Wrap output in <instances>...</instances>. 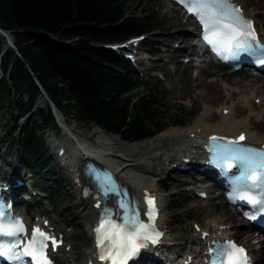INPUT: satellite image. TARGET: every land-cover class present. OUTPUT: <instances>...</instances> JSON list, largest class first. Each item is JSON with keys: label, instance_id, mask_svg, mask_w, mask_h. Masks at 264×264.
Returning a JSON list of instances; mask_svg holds the SVG:
<instances>
[{"label": "bare ground", "instance_id": "obj_1", "mask_svg": "<svg viewBox=\"0 0 264 264\" xmlns=\"http://www.w3.org/2000/svg\"><path fill=\"white\" fill-rule=\"evenodd\" d=\"M234 1L242 7L246 16L255 21L256 30L263 38L264 10L260 7L264 6V0ZM158 2L166 22L163 31L167 35L164 39L163 49L160 51L161 44L158 41L147 40L148 42L140 45H144V49L154 52V59L148 60L145 56H140L133 58L130 62L131 65L133 67H137V64L143 65L144 68L141 71L143 74H148L150 70L157 68L164 72L165 80L170 81L172 77L175 80L174 87L177 97L189 99L191 105L197 106L202 101V103H210L216 106L214 108L209 105L200 107V112L192 125L182 127L173 125L165 128L158 135L142 141L125 143L116 137L97 131L96 142L93 143V146L86 143L84 138H79L75 133L76 146L64 142L62 146L58 147L53 143L54 153L61 161L62 166L71 169L75 175L74 185L77 189L81 209L74 214V217H82L84 220V223H79L78 227L84 225L85 228L88 227L86 231L91 233V226H94V220L98 216V208L94 206L98 198L89 183V179L83 175L85 158L82 156L90 155L93 161H95L93 157L107 161L106 164L118 172V179L125 183L137 198L142 199L146 194L160 195L156 185L165 184L152 177V171L146 168L141 159L129 157L131 153L138 152L141 147L150 145L151 148L160 149L158 154H153L152 160L163 158L164 161L168 162L164 172L167 176L175 170L176 165H189L185 171L189 178L182 179L181 182L191 183L192 186H188L189 189L201 187L199 191L205 192V197L213 201L210 204L213 220L207 224L201 223L200 231L191 233L184 242L185 245H181L180 249L177 248L178 241L176 238H172L173 228L168 229L169 226L161 220L162 226L166 229L164 232L166 237H163L165 242L161 247L163 251H160V247H155V250L158 251V257L150 259L152 264H158L160 261L167 264H177L179 261L188 260V257L200 259L201 254H196L195 251L197 249L201 251L200 246L210 242L212 234L221 237H238L241 240L239 243L249 247L254 264H264V236L251 234L240 236L239 227L248 228L249 222L237 218L236 213L228 209L223 200L216 199L220 195L214 191L215 189L211 185L206 183L207 181L194 179V176L196 178V175L198 177L200 175L196 174L197 157L192 155L194 151L199 150L201 139L208 134L236 140V137L243 133L244 142L264 147V78L252 76L245 70H227L226 66L210 61L199 66L196 73H193L194 58L187 61L181 60L185 56L193 54L195 49L190 41L189 31L186 30L193 24V20L190 17L184 18L183 14L173 6H169L166 0H159ZM155 38L159 39L157 36ZM175 40L179 42L177 46H170V43H173L171 41ZM138 48L134 47L131 51L137 52ZM165 56H168L170 61H175L170 72L167 64L160 63V60L164 59ZM172 95H175V90H172ZM42 97L46 99L45 96ZM255 99H258V103H255ZM213 118H217V120L210 122ZM61 120L67 122V116L62 115ZM52 141L49 140V142ZM0 158V171L6 173L5 182L9 185L7 196L9 198L12 196L20 197L19 192L27 189L26 185L30 186L27 174L19 170V165L6 159L5 154H0ZM16 179L22 180L23 185L13 184ZM30 193L25 194V196L29 195V199L32 200L33 198L36 202H40L41 194L39 192ZM23 201L28 202L27 199ZM44 220L35 221L44 225ZM44 227L53 234H62L64 240L63 245L55 254L56 264H87L89 260L94 258L90 235H87L89 237L84 242V247L75 252L73 250L76 247L75 243H65L69 239V235L66 234V227L56 218L49 217L48 223Z\"/></svg>", "mask_w": 264, "mask_h": 264}, {"label": "trees", "instance_id": "obj_2", "mask_svg": "<svg viewBox=\"0 0 264 264\" xmlns=\"http://www.w3.org/2000/svg\"><path fill=\"white\" fill-rule=\"evenodd\" d=\"M126 11V0H0V27L11 32L17 49H4L0 35V101L16 111L8 133L22 161L37 171L48 169L61 186L65 180L50 165L43 136L58 126L48 103L35 107L41 88L61 113L73 110L79 121L127 142L166 126L155 119L161 106L155 86L133 96L131 90L143 83L104 47L156 28L154 17ZM27 115V122H17Z\"/></svg>", "mask_w": 264, "mask_h": 264}, {"label": "rangeland", "instance_id": "obj_3", "mask_svg": "<svg viewBox=\"0 0 264 264\" xmlns=\"http://www.w3.org/2000/svg\"><path fill=\"white\" fill-rule=\"evenodd\" d=\"M158 1L159 0H126L127 11L125 15L131 14L136 18H143V16L154 17L157 20V25L154 30L149 32H143L142 34L144 35V37L142 39H133L125 44H134L138 41H140V43H146L147 40L155 42L156 40L158 41V43L161 44V47H159V49L160 51H162V46L165 43L164 39L167 34L163 31L165 29L166 22L165 17L163 16V12L159 8L160 3ZM260 9L264 10V6L260 7ZM189 27H191V25ZM155 36L159 37V39L155 38ZM171 42L173 43H170V46H177V44L179 43L176 40ZM128 52L131 54L130 51ZM143 56H145L149 60L150 58L155 57V53H151L149 55L143 54ZM192 57H194L193 54L187 55L181 60H188ZM173 62L175 61H170L168 59V56H165L164 59L160 60V63L167 64L169 72L174 65ZM123 64L129 66V63L125 62L124 60ZM203 65L204 63L198 66H192L193 73H196V70L199 68V66ZM138 67H140L138 70L132 69V67L130 69V72L133 75H136L143 84L141 87L138 88V90H131L130 93L136 97L137 94L142 92L144 93L146 91L145 86L147 88L155 86V90H157L160 99L159 105H161L159 107L158 115L155 119L166 123V126H164L156 135H158L165 128L171 127L173 125H176L178 127L192 125L198 113L200 112V107L209 105L210 107L214 108L216 106L210 103H202V101L197 106L191 105L189 99H181L177 97L176 88L174 87L175 80L172 77L170 81L165 80L164 72L157 71V69H152L148 74H143L141 71L144 66L140 64L138 65ZM172 90H175V95H172ZM42 96L43 95H40L39 98V106H44ZM257 101L258 99H255V103H258ZM62 112L66 114L67 119L71 125L73 123L76 124L77 131L81 137H90L91 140L94 141L96 138L97 131L105 133L103 129L97 126L87 125L83 121H79L77 113L73 110L68 111L66 113L65 110L62 109ZM15 113L16 111L14 110L12 105H7L0 101V154H5L6 159L11 160L17 165L18 163H23L24 165L28 166V168L33 173L31 175L32 177H28L27 179L30 186L28 187V185H26L27 189L20 191V193L22 192L24 195L31 194L30 192H39L41 194L40 202H36L35 199L32 198L31 200L30 198V202L33 203V215H30L31 219L37 220L40 215H44L43 218H46L47 220H49V217L56 218L62 225H64V227H66V234L69 235V239L65 241V243H75L76 247L73 250L77 252L79 249L84 247L83 244L88 240L87 237L89 236L87 235H89V231H86L88 227L85 228L86 226L84 225L82 227H78L79 223H84L82 217H74V214L79 212L81 209V205L79 203V198L77 195V189L74 185V182L76 181V179L74 178L75 175L73 174L71 169L64 168L59 158H57V156L55 155V149L53 147L54 142H48L49 140H52L51 133L58 132L59 130H56L52 127H48L45 131L46 134L44 133L43 136L45 139L44 145L47 148L51 158L50 165L53 166L54 172L58 173L61 178L65 180V186H61L59 184V181H56L50 174V172L47 171L48 169L46 171L43 169L37 171L32 166L27 165L22 161L21 154L15 142L16 139H12V135H9L8 133L9 128L12 124L10 120L15 115ZM238 117H240V115H238ZM28 120L29 117L20 118L17 122L20 124H24ZM183 120L185 122L182 124L174 123L177 121L181 122ZM216 120L217 118H213L212 120H210V122H215ZM48 132L50 133L49 135H47ZM58 136H61L59 132ZM110 136L116 137L121 140L118 135L112 134ZM61 138L62 143L66 142L65 137ZM123 142L126 143L127 141ZM154 143L157 142L154 141ZM159 151L160 149L151 148V146L148 145L141 147L138 152L131 153L129 157L134 159H141V161L145 164L146 168L152 171V177H154L155 180L160 179V181L166 184V190L159 188L158 184L156 185L158 192L160 193V204L163 208V219L161 220L169 226L168 229L173 228L172 238H176V241H178L177 248L180 249L181 245H185L184 242L187 240V237L191 233L199 232L201 228V223L207 224L208 222H210V220H213V215L211 213L212 206L210 205L211 203H213V201L211 199H208V197L202 198L199 196L198 192L201 187H193L189 189L188 186H192L191 183L181 182L182 179L189 178L186 172H180L178 169L175 168V170L173 172H170V174L167 176L164 172L168 162L164 161L163 158H160L158 160H152L153 154H158ZM19 170L22 171L24 169L20 168ZM194 179L197 180L198 176L196 175V178L194 176ZM48 183H51V185L53 186L58 184V188L55 190L51 188ZM14 184H16V180H14ZM214 191L217 192L216 189ZM28 196L29 195H27V197ZM216 199L223 200L222 196H219ZM237 218L241 219L239 215H237ZM239 229L240 236H245L248 234L247 228L239 227ZM250 234L252 233L250 232ZM235 238L238 242L241 241L238 237Z\"/></svg>", "mask_w": 264, "mask_h": 264}, {"label": "snow or ice", "instance_id": "obj_4", "mask_svg": "<svg viewBox=\"0 0 264 264\" xmlns=\"http://www.w3.org/2000/svg\"><path fill=\"white\" fill-rule=\"evenodd\" d=\"M189 13L194 14L201 21L204 28V40L212 46L218 54L227 53L225 59L235 57L242 52H254L256 48L264 46L256 43L252 21L246 19L240 7L232 3V0H181ZM264 63V59H261ZM216 140V137H212ZM244 139L229 140L216 154L217 163L225 160L234 161L243 169L237 177L240 181H251L253 185L264 183V151H256L245 147H229L239 144ZM228 168L233 163L227 164ZM249 173H253L249 175ZM102 187V195L115 191L120 195L119 189L114 188V182L110 175L98 179ZM125 199L120 200L119 207L123 209L120 222L111 219L112 210L102 208L103 222L98 225V245L105 249V255L101 259H110L112 264H127L128 259L135 256L140 248L146 247L143 241H151L155 244L162 233L155 229L156 203L154 198H147L148 211L144 213L148 222L140 220V211L135 201L125 202L127 192L123 193ZM250 203L259 204L264 209V198L256 199L252 196L243 197ZM10 207V206H9ZM96 207L101 208L98 200ZM5 217H8L5 221ZM255 218V217H250ZM46 223V222H45ZM25 232L23 221L10 217L8 213L0 210V257H7L15 264H24L23 257L31 256L34 264H49L45 250L49 240L54 245L52 238L42 230L41 226H34L30 238L21 247L22 234ZM207 235V233H205ZM10 239H5V238ZM107 242V243H106ZM215 254L212 264H247V254L243 247H238L234 242L218 245L216 249H210Z\"/></svg>", "mask_w": 264, "mask_h": 264}, {"label": "water", "instance_id": "obj_5", "mask_svg": "<svg viewBox=\"0 0 264 264\" xmlns=\"http://www.w3.org/2000/svg\"><path fill=\"white\" fill-rule=\"evenodd\" d=\"M0 35L6 41L5 47H10V48L14 49L17 52V49H16V47L14 45V42H13V35L11 34V32L9 30H4V29H2L0 27ZM44 96H46V95L44 94ZM50 104L55 109L54 104L52 102Z\"/></svg>", "mask_w": 264, "mask_h": 264}]
</instances>
